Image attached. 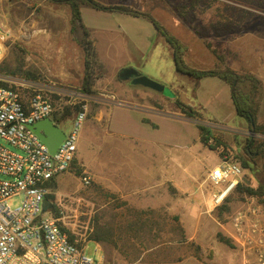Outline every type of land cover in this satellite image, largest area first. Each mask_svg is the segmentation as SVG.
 I'll list each match as a JSON object with an SVG mask.
<instances>
[{"label":"rangeland","instance_id":"obj_1","mask_svg":"<svg viewBox=\"0 0 264 264\" xmlns=\"http://www.w3.org/2000/svg\"><path fill=\"white\" fill-rule=\"evenodd\" d=\"M95 1L153 18L181 42L191 67L255 77L254 93L251 79L238 92L252 94L261 129L236 112L225 80L178 71L171 45L145 16L79 0L84 24L120 38L127 64L174 97L132 84L120 75L122 62L103 52L90 61L93 93H86V58L78 45L84 31L72 20L71 6L64 0H0V28L11 30L0 80L45 88L66 133L76 110L88 109L73 167L49 185L51 212L98 264H264V0ZM126 35L142 52L129 49ZM107 74L133 89V96L117 97L128 109L112 108L100 94L112 84ZM178 102L193 106L197 119L181 113ZM198 123L209 127L213 146L201 140ZM251 138L263 144L251 147L257 149L253 156L247 152ZM0 143L21 153L1 137ZM223 159L241 164L244 174L216 206L209 173ZM22 200L16 194L9 202L15 207Z\"/></svg>","mask_w":264,"mask_h":264},{"label":"built area","instance_id":"obj_2","mask_svg":"<svg viewBox=\"0 0 264 264\" xmlns=\"http://www.w3.org/2000/svg\"><path fill=\"white\" fill-rule=\"evenodd\" d=\"M8 35L9 28H0V60ZM45 90L31 81L0 86V137L21 151L0 143V175L5 176L0 178V264H98L51 212L52 199L51 208L43 211V201L52 192L47 183L73 167L79 132L88 117L87 106L82 105L72 118L71 130L51 153L31 128L45 118L55 121L59 112ZM243 169L223 159L210 171L209 180L217 187L214 205H221L235 190ZM16 194H23V200L13 207L9 200Z\"/></svg>","mask_w":264,"mask_h":264},{"label":"trees","instance_id":"obj_3","mask_svg":"<svg viewBox=\"0 0 264 264\" xmlns=\"http://www.w3.org/2000/svg\"><path fill=\"white\" fill-rule=\"evenodd\" d=\"M64 1H66L71 6L72 20L81 22V26L83 27L84 38L82 40V44L84 45L85 52H86V60L85 61H86V65H87L86 73L84 76L83 89L86 93L91 94V93H93L92 86L94 84V78L89 73V65H90V61L92 59L95 60V57H96V52L93 48V40L89 35L88 29L82 23V15H81V9L79 6V0H64ZM83 1L87 2L92 7L97 8V9L119 10V11H122V12H125L128 14H132L135 16H145V17L149 18L154 23V25L159 30V32L165 37V39L172 46L173 53H174V60H175L176 68L178 71L185 73V74H188V75H191V76H194L196 78H201V77L210 75V76H218V77L222 78L223 80H225L227 83L230 84L231 97H232V100L234 102L236 112L239 115L246 117L250 126L252 128H254L256 131L261 129V127L259 126L257 119H256L255 106H254L255 103H254V100L251 96L252 94L245 93L244 91L238 92V90L242 88V84L245 81V79H248V80L251 79L253 81V85L251 87L252 88L251 92L254 93V90L258 84V80L255 77H253L251 75H242L239 72H237L233 69H230V68L224 69V70H217V69H197V68L191 67L184 60L183 46H182L181 42L175 36H173L172 34H169L163 27H161L159 25L158 22H156L150 16H148L145 13H142L140 11L133 10L127 6H123V5L107 6V5H104L102 3L97 2L95 0H83ZM8 85L9 84L7 82L0 80V86H8ZM178 104H179L178 106H179L181 113H183L184 115H186L190 118L197 119V116H196L197 111L193 108V106H191L190 104L187 105V104L182 103V102H178ZM56 119H57V117L55 116V121L57 123H59ZM198 127L201 131V140L203 142H205L206 144H209L208 143L209 139L212 137L209 127L204 125V124H201V123H198ZM209 145H211V144H209ZM211 146H213V145H211ZM253 146H256V148L258 149V147L261 148L263 146V144L257 143V145H256V139L251 138L249 140V145L247 147V152L251 156L256 155V152H257V149L254 151L251 148ZM257 154H261V153L258 152ZM73 165H74V163H73ZM53 181H54V179L48 181L47 185L48 186L51 185V183ZM250 190L253 191V189H250ZM47 196L50 199H52V197H53V195H51V194H48Z\"/></svg>","mask_w":264,"mask_h":264},{"label":"crops","instance_id":"obj_4","mask_svg":"<svg viewBox=\"0 0 264 264\" xmlns=\"http://www.w3.org/2000/svg\"><path fill=\"white\" fill-rule=\"evenodd\" d=\"M82 23L89 31H92V32H94L96 34L95 39L94 40L92 39L93 40V48H94V50L96 52V55H97V53L103 52L105 54L106 58L116 59L119 62H122V65H124V67H130V64L129 65L127 64V61L128 60L130 61V57H129L128 52H127L128 50L124 46L125 44H123V42L120 40V38L117 39L116 36L113 35L112 33H111V35L110 34L107 35L108 33H103V30L99 31L97 28H93L90 25H86V24H84L83 20H82ZM155 28H156V26H155ZM110 30H112V29H110ZM96 32H102L101 33L102 36L101 35H97ZM157 33H160L158 29H157ZM126 37L128 38V42L126 44H129V46H130L129 49H132V47H133L134 49H137L138 52H142V49H140V46L137 44V42H134L133 39H131L127 35H126ZM78 45L82 49L83 56H84V59H85L86 58V52H85L84 45L82 44L81 38L78 41ZM172 50H173V48H172ZM116 56H118V59L115 58ZM173 57H174V53H173ZM109 67H111L110 69H112L114 67L113 63L111 65H109ZM105 79H106V82L112 83V84H111V86L108 89L105 90V92H101L100 94L103 97L105 96V98L110 100V103H114L112 105V108H114L116 106H119V107H122V108L126 109L127 105H123V104L119 103L122 100L121 101H117V99H118L117 97H120L121 99H127L126 97H128L130 95L133 96V89H131V87L128 88L125 85L124 81H119V82L118 81H114L113 75L107 74L105 76ZM130 86H134V85H130ZM230 90H231V88H230ZM233 104H234V102H233ZM54 122L57 123L56 121H54ZM57 124L59 125V123H57ZM263 216H264V214H263Z\"/></svg>","mask_w":264,"mask_h":264},{"label":"water","instance_id":"obj_5","mask_svg":"<svg viewBox=\"0 0 264 264\" xmlns=\"http://www.w3.org/2000/svg\"><path fill=\"white\" fill-rule=\"evenodd\" d=\"M120 75L122 77L131 78L132 84L151 88L169 97L175 96L174 92L169 87L146 75L140 74L133 67H124L123 69H121ZM31 128L39 136V138L48 146V149L51 153H54L56 151L59 144L65 138V131L51 118L39 120L36 123L32 124ZM51 206V200L49 198H45V200L43 201V211H48Z\"/></svg>","mask_w":264,"mask_h":264}]
</instances>
